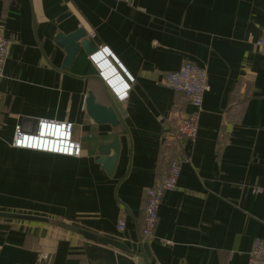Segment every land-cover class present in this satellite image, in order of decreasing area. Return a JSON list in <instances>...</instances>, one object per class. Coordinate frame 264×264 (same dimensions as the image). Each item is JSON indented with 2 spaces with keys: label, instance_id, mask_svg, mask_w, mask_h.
I'll list each match as a JSON object with an SVG mask.
<instances>
[{
  "label": "crops",
  "instance_id": "0c3cea01",
  "mask_svg": "<svg viewBox=\"0 0 264 264\" xmlns=\"http://www.w3.org/2000/svg\"><path fill=\"white\" fill-rule=\"evenodd\" d=\"M79 28L95 53L107 48L135 78L127 99L108 88L95 53L81 50L68 73L58 71L65 53L54 40ZM0 34L12 40L0 81V212L64 222L140 252L146 192L168 168L164 137L192 112L161 81L190 62L207 70L211 90L198 139L181 146L182 174L164 197L149 264H248L264 239V50L256 46L264 0H0ZM104 87L128 133L85 113L90 91L108 102ZM40 119L73 124L81 157L12 148L16 126L33 130ZM113 134L121 150L109 176L97 148ZM139 262L64 228L0 219V264Z\"/></svg>",
  "mask_w": 264,
  "mask_h": 264
},
{
  "label": "built area",
  "instance_id": "2783aa9c",
  "mask_svg": "<svg viewBox=\"0 0 264 264\" xmlns=\"http://www.w3.org/2000/svg\"><path fill=\"white\" fill-rule=\"evenodd\" d=\"M112 1L128 6L133 5V0ZM256 46L264 50V36L256 41ZM11 47L12 40L0 34V81L4 79ZM90 59L117 99L121 101L127 99L132 85L136 82L135 78L126 72L115 57L117 64L111 59L107 48L93 54ZM119 67L122 74L118 73ZM161 83L174 92L184 94L192 107V112L164 137V144L167 146L165 158L168 168L165 176L147 189L141 230L143 242H151L155 238L164 197L178 188L184 163L181 146L185 142L194 144L198 139L205 96L211 90L207 70L190 62H186L177 71L167 73ZM74 129V125L69 122L45 119L37 120L36 127L29 131L24 126L17 125L11 146L19 150L79 159L82 155V147L74 139ZM170 141L173 142L170 143ZM117 228L122 232L125 231L126 222L120 220ZM248 264H264V239H257L253 242Z\"/></svg>",
  "mask_w": 264,
  "mask_h": 264
},
{
  "label": "water",
  "instance_id": "95a60500",
  "mask_svg": "<svg viewBox=\"0 0 264 264\" xmlns=\"http://www.w3.org/2000/svg\"><path fill=\"white\" fill-rule=\"evenodd\" d=\"M69 17V14H64L59 21L64 20ZM54 44L58 49L62 50L65 53V57L62 63L61 68L58 71L62 73H68L71 70L72 65L74 64L76 58L80 54L81 50H84L87 56L92 55L98 50V47L93 42L91 35L84 30L83 28L77 29L75 32L63 35L58 34L54 40ZM56 56V50H54L50 56V62L52 63ZM102 83V79L98 78ZM106 85V84H105ZM105 96L107 99L106 104H101L97 101L96 95L94 92L90 91L87 93L84 107L85 113L87 116L93 121L95 125L98 126H109L113 130H117L119 127L123 128L124 131H127L121 114L108 93L106 87ZM99 152V160L98 164L102 165L103 169L108 173L109 176H113L115 167L118 163L121 144L120 138L118 134L112 135V141L107 144L98 145ZM146 200V199H145ZM0 219L5 220H14V221H22V222H30V223H41L51 226H57L60 228H64L73 232L80 234L86 240L97 242L101 245H110L121 252H124L130 257H137L140 259V264H149L151 258V251L149 242H143L142 237L140 238V252H135L125 244L120 242H116L113 240H107L98 236H94L84 231H80L70 225L65 224L64 222L51 220L48 218H41L32 215H24V214H15V213H6L0 212Z\"/></svg>",
  "mask_w": 264,
  "mask_h": 264
},
{
  "label": "rangeland",
  "instance_id": "374dc122",
  "mask_svg": "<svg viewBox=\"0 0 264 264\" xmlns=\"http://www.w3.org/2000/svg\"><path fill=\"white\" fill-rule=\"evenodd\" d=\"M38 153V152H37Z\"/></svg>",
  "mask_w": 264,
  "mask_h": 264
}]
</instances>
